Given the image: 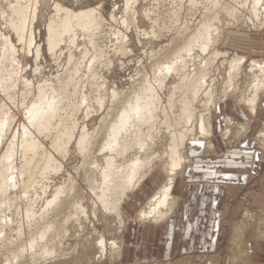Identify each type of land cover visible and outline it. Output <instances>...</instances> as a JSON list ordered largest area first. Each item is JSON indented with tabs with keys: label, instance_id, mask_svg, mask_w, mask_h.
I'll return each instance as SVG.
<instances>
[{
	"label": "rangeland",
	"instance_id": "obj_1",
	"mask_svg": "<svg viewBox=\"0 0 264 264\" xmlns=\"http://www.w3.org/2000/svg\"><path fill=\"white\" fill-rule=\"evenodd\" d=\"M16 7L26 8L23 17L14 14ZM89 10L96 12L97 18L82 24L76 21L75 14ZM251 10L252 0H0V61L5 60L6 53L13 60L0 66V78L10 76L9 80H2L6 88L0 87V115L6 108L11 118L0 159L15 135L16 164L21 165L19 142L25 125L40 145V148H31L27 157L39 154L46 168L43 176L32 177L26 193L20 178L17 186L7 191V198L0 194V200L6 201L0 213L9 220V230H5L9 241L18 238L16 243L21 242L23 247L34 230L49 224L54 226L48 229L47 237L38 240V244L44 245L47 238L42 249L46 252L36 256L25 253L19 264H112L118 258L113 253L114 243L121 247L125 218L134 220L138 212L124 211L122 206V212L115 214L102 208L96 193L108 153L98 151L99 138L88 155L87 150L82 153L79 148L82 135L97 132L101 124L110 120L105 116L115 105L124 98L134 100L135 93L148 82L154 86L158 100L153 127L152 122L141 127L151 138L145 147L146 156L166 154L172 138L186 128L184 122L179 123L182 101L189 93L176 90L170 103L181 72L168 74L165 86L159 87L154 80L157 64L172 57L177 47L183 46L185 36L206 22L213 27L215 41L205 52L193 46L191 54L183 55L186 58L183 73L187 76L206 73L202 89L195 97H189L194 115L190 125L197 136V119L204 112L208 93L222 103L219 100L227 92L226 81L233 59H243L234 75L233 83L238 89L227 96L225 103L240 102L252 93L254 80H264V68L256 65L264 62V25H260L264 21L263 4L256 7L257 17ZM63 18L70 21L69 28L60 32V39L52 46L48 41V25L56 27ZM14 24H23V29L16 30ZM215 51L218 55L212 60L208 58ZM55 89L63 92L59 94ZM51 96H56L55 109L40 124L30 126L27 108L38 98L46 101ZM261 101H264V88L257 106ZM261 132H264V121L253 135L258 143L264 137ZM70 134L72 139L68 141ZM236 134L233 133L230 143L225 140V148L235 141ZM258 143L255 147L262 151L264 158V146ZM210 150L207 154L214 155ZM137 152L145 156V152L134 147L118 157L117 163L126 164ZM47 154L52 157L50 160ZM166 160L163 157L152 162L153 169L157 170L152 174L160 184L165 181L162 168L166 167ZM183 168L176 178L181 179ZM261 177L249 178L248 185L238 194L226 195L222 216L224 237L216 253L212 252L216 255V264H264V178ZM26 178L27 174L23 180ZM62 191L61 197L67 203L56 206L59 208L53 211V197ZM146 202L143 201L141 208H145ZM236 226L240 230L234 231ZM233 236L236 237L234 245ZM6 254L10 253L4 252L0 263Z\"/></svg>",
	"mask_w": 264,
	"mask_h": 264
},
{
	"label": "bare ground",
	"instance_id": "obj_2",
	"mask_svg": "<svg viewBox=\"0 0 264 264\" xmlns=\"http://www.w3.org/2000/svg\"><path fill=\"white\" fill-rule=\"evenodd\" d=\"M260 4H263V10H264L263 0H252V10L255 17H257L258 14L256 7L259 6ZM25 9H26L25 7H16L13 10V12L14 14H16L17 17L20 18L24 16ZM97 15L98 14L96 12L89 10L86 12L77 13L74 16L76 18V21H80L82 24V23H87L86 21L97 18ZM215 19H217V16ZM69 22H70L69 20H64L63 18L56 23V27H53L52 24L48 25V41L52 46H54V44H56V42H58V40L60 39L59 37L60 32L65 31L66 29L69 28ZM263 22L264 21H261L260 25L261 24L264 25ZM22 25L23 24L20 25L14 24L16 30H20V29L22 30L23 29ZM211 26L212 25H208V23L206 22L202 23V26L199 29H197V31L189 33V35L187 34L188 36H185L186 40L184 41V43L181 44L183 46L177 47L176 51H174V53L172 54V57H170L165 62L157 64L156 71L158 73L156 74L155 72L154 80L156 85L159 87L165 86V81L168 74L181 72V74H179L178 76L180 80L178 85L176 86V89L174 90L175 92L173 91V93L170 95V99H169L170 103H172L171 98L173 95L176 94V90L179 89L182 91V93L183 91L189 93V96H187L186 99L184 98V100L182 101L183 102L181 109L182 115L180 117L181 123H179L180 125L182 124V122H184L186 128L180 131L176 137L172 138V143L171 145H169L168 152H166V154L163 153L159 157H157V155L154 154H149L148 156H146L145 147L147 146V141L150 136H148L147 133H143L141 127L142 125L150 124L154 120L155 109L157 108V106L155 105H157L156 101L158 100L157 96L155 95L154 86L148 82H146V84L141 87V90L139 92L137 91L135 93L134 100L132 99L131 101H129L124 98L123 102L115 105L113 107V110H110L107 116H105L110 118V120L108 119L109 121L107 120L108 121L107 123L101 124L100 128L97 129L98 130L97 132L95 133L92 132L93 134L90 133V135L89 134L82 135V140L80 141V145H79V148L81 149L80 151L82 153L87 150L88 153L86 155H88L89 149L90 150L94 149V146L96 145L95 143L98 140V138L101 140L100 143L98 144V151L100 152L104 151L108 153L105 158L106 159L104 162L105 164L101 168L100 174L102 179L100 186H98L99 191H97L96 197L98 198V201L102 206V208H104L106 211H109V213L114 212L115 214H118L119 211H121V207L124 205L125 199H127L131 193L140 191L144 185L150 187L151 190L153 191L152 192L153 194L151 197H149V199H147L146 208L141 209L139 211L138 219H140L141 221L150 219L153 222H159L165 220L172 213L175 207V200H176V198L173 197L172 194L176 176L188 161L185 155L186 142L188 139H196L199 136L201 137L209 136L210 128H211L212 111L213 108H215L216 103H218L212 98L211 96L212 93H208V99L205 102L204 112L200 114L197 119L198 127L197 126L196 127L198 131L196 134L197 136H195V134H193L192 125H190L194 115L191 110V107H193L192 106L193 103L190 101L189 97L191 98L192 96L195 97L197 91L202 89L206 81L205 80L206 73L198 72V73H193L191 76H187L185 73H183L186 65V58H184L185 56L183 55L191 54V51L193 50V46H198L203 52L209 49L211 44L215 41L213 38L214 34H212L213 27ZM214 28L216 29V27ZM211 53L212 54L208 56V58H210L211 60L218 55L216 51ZM4 55H5L4 57L5 60L0 61V66L3 65V63L5 64L6 61L13 62L10 54L6 53ZM242 60H243L242 58H236L233 59L232 62H230V67H229L230 71H228V78L226 81L228 83V87L226 89L227 92L223 93L224 95L222 98L224 99L221 98L219 100L222 101V103L223 101L225 102L227 96H229L230 94L232 95L233 92L237 91L236 90L237 86L234 85L233 83L234 80L236 79V78L234 79V75L236 74L237 70H239ZM256 65L260 69L264 68V62L263 63L261 62V64L257 63ZM8 77L10 76L6 74L4 77L0 78L1 88H6L5 87L6 84L4 83L2 84L3 82L2 80L7 81L10 79V78L8 79ZM11 78H13V76ZM144 81L146 80L144 79ZM252 88H253L252 93L246 95L245 97L243 96L244 98H241L242 100H240V102L247 105L250 108V110L254 112L256 109L257 102L259 100V94L264 88V80L261 81V79H259L257 82H255L254 80L252 83ZM55 91L59 94L63 92L62 89L60 90L55 89ZM55 98L56 96L54 97L51 96V98L46 101H43L38 98V101L32 103V105H30V107L27 108L26 116L30 126H36L38 123L40 124L43 118H46V116L50 115V113L56 107V103L54 102ZM10 119L11 118L9 116L8 110H6L5 108L3 115L2 116L0 115V149L2 147L6 133L10 128V122H11ZM151 126L153 127V122ZM148 127L150 128V126ZM29 128L30 127H27L25 125L22 126V139L19 142L20 143L19 145L21 146L20 154L22 157V163L19 167H17L16 164L17 144L15 142V135H13V139L9 142V145L6 148H4V152H2L3 154L0 159V194H2V197L4 196L5 198H7L6 197L7 191L11 188H15L19 183L20 178H21V186L23 189V193H26L31 186L30 182L32 177L35 175L43 176L45 173L46 168L44 165H42L41 160L39 158L40 156L39 154H38L39 156L33 155L31 157H27V153L30 152L31 148L34 149L38 147L40 148V145H38V141H36L32 137V133ZM40 131L42 132V130ZM70 139H72L71 134L69 136L68 141ZM90 139H92L93 141H90ZM89 145H91V147ZM134 147H137L138 150L141 149L143 153L145 152V156H141L140 152H137V154L134 155L126 164L117 163L118 157H123L129 150H131ZM47 155L50 160V158L52 157H50L49 154ZM163 157L167 158L166 160L167 165L166 167H164V169L162 168L165 181L160 184V182L158 183V179L154 177V175L152 174V172L155 170L153 169L152 162L156 158L162 160ZM91 163L92 164L95 163L94 159L93 162ZM92 172H94V169H92ZM25 174H27V178L23 180ZM57 190L61 191L60 189ZM63 193L64 191L60 192L59 194L57 193L58 194L57 197L55 198L53 197V200L51 202V206L55 207L54 209L52 207L53 211H55L56 208H59L56 206L59 205L60 207H62L63 205L65 206V203H67L66 199L64 197L63 198L61 197ZM128 193L130 194L128 195ZM5 206H6V201L2 198L0 200V212L2 208ZM69 206L70 205L68 204V207ZM7 221L9 220H7V218L0 213V242H1L0 256L4 252L10 253L3 256V260L0 264H19L20 263L19 261H21V258L25 253H32L33 255L36 256V254L38 255V253H40L41 251L46 252L42 249L47 244V238H46V243L44 245L38 244V240H40L44 236L47 237L48 229L54 227L53 224L52 225L49 224L47 226L34 230L35 232L29 235L28 240L25 243V247H23L21 242L16 243L18 238L17 240L12 239L11 241H9V239L7 238L8 234L7 231H5V230H9L8 229L9 226H7ZM236 230L238 231L240 230V228L236 226L234 231ZM48 236L52 237L51 235ZM231 240L233 242L231 243L234 245V242H236V237ZM14 242L16 243V245L14 244ZM12 244H14L15 247L14 246L12 247ZM114 245H115L114 246L115 250H113V253H115L117 257H119L121 247L117 243H114ZM5 248L7 250L9 249L8 252L7 250L5 251Z\"/></svg>",
	"mask_w": 264,
	"mask_h": 264
},
{
	"label": "crops",
	"instance_id": "obj_3",
	"mask_svg": "<svg viewBox=\"0 0 264 264\" xmlns=\"http://www.w3.org/2000/svg\"><path fill=\"white\" fill-rule=\"evenodd\" d=\"M217 105L212 111L210 138L186 143L188 161L181 179L176 178L173 186L176 200L172 213L156 223L125 218L120 255L112 264H216L213 253L224 237L226 195L238 194L249 178H264V158L253 138L264 121V101L256 105L254 112L241 102L230 104L229 100ZM233 133L237 138L225 148V140L230 143ZM258 144L264 146V137ZM208 150L214 155H208ZM152 192L144 185L131 193L123 210L134 209L139 214Z\"/></svg>",
	"mask_w": 264,
	"mask_h": 264
},
{
	"label": "snow or ice",
	"instance_id": "obj_4",
	"mask_svg": "<svg viewBox=\"0 0 264 264\" xmlns=\"http://www.w3.org/2000/svg\"><path fill=\"white\" fill-rule=\"evenodd\" d=\"M203 127V126H202ZM261 136H264V132H261ZM193 143H197L196 141H193ZM200 144H201V147H203V144H202V142H200ZM193 155H194V153H193Z\"/></svg>",
	"mask_w": 264,
	"mask_h": 264
}]
</instances>
